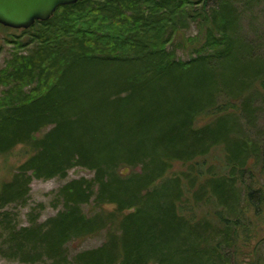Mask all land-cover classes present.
<instances>
[{
  "label": "trees",
  "instance_id": "obj_1",
  "mask_svg": "<svg viewBox=\"0 0 264 264\" xmlns=\"http://www.w3.org/2000/svg\"><path fill=\"white\" fill-rule=\"evenodd\" d=\"M185 17L198 33L184 39L194 53L181 60L170 44ZM239 17L235 0H79L13 35L0 69V154L18 144L35 152L0 187L9 257L67 264L71 239L105 230L74 264L252 259L264 204V58L240 36ZM218 146L221 175L207 163ZM176 163L188 167L166 177ZM77 165L94 177L68 181L63 208L45 222L19 226L1 213L27 201L34 178ZM92 200L100 210L88 215Z\"/></svg>",
  "mask_w": 264,
  "mask_h": 264
},
{
  "label": "rangeland",
  "instance_id": "obj_2",
  "mask_svg": "<svg viewBox=\"0 0 264 264\" xmlns=\"http://www.w3.org/2000/svg\"><path fill=\"white\" fill-rule=\"evenodd\" d=\"M209 6L217 3V0H205ZM236 6L240 11L238 21V30L244 41L249 43L261 57L264 58V0H235ZM201 7L200 5H197ZM208 7V6H207ZM183 23V24H182ZM179 33L174 37L170 48L175 50V56L181 60H187L192 56L194 47L187 45L184 40L187 37L195 36L198 33V25L195 20L189 17L182 18ZM19 29H6L0 26V69L7 67L13 57L15 44L10 42L16 38L13 35L20 34ZM194 53V51H193ZM5 87L0 84V96ZM263 112L259 117V126L264 132V105ZM204 122V120H202ZM49 128L38 132L36 137H41ZM35 152V148L30 145L18 144L6 154H0V187L4 182L11 180L19 165ZM225 151L223 146L215 147L207 157V163L212 165L213 170L218 175L225 174L228 169L225 166ZM187 165L176 163L167 173L166 177H172L187 169ZM127 172L126 170H124ZM94 171L83 166H74L69 169L66 177L54 176L48 179L34 178L30 184L29 197L25 203H10L3 208L1 213H8L12 223L19 226L27 225L31 219H37L38 222H45L51 216L58 213L63 208V200L60 198L62 187L73 179H92ZM256 185L264 183V179L257 178ZM109 209H114V205H106ZM83 210L88 215L99 211L100 207L92 200L83 205ZM206 211V208H198V214ZM126 213V211L124 212ZM260 216L255 218V227L251 229V245H248L247 251L251 252L254 245L258 247L257 252L252 259L245 258L240 260L239 264L252 262L254 264H264V204L260 207ZM6 233L0 231V264H51V260L44 258L35 263H26L18 258L9 257L2 248V242ZM107 237L105 230L87 237L71 239L66 244V250L69 262L74 264V256L83 250L92 249L102 245ZM244 244H248V241ZM250 257V255H248ZM249 259V260H248Z\"/></svg>",
  "mask_w": 264,
  "mask_h": 264
},
{
  "label": "water",
  "instance_id": "obj_3",
  "mask_svg": "<svg viewBox=\"0 0 264 264\" xmlns=\"http://www.w3.org/2000/svg\"><path fill=\"white\" fill-rule=\"evenodd\" d=\"M79 0H0V24L14 29L30 28L49 19L63 5Z\"/></svg>",
  "mask_w": 264,
  "mask_h": 264
}]
</instances>
